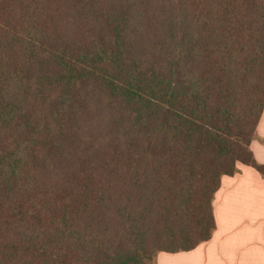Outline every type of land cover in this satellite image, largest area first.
<instances>
[{
	"label": "trees",
	"instance_id": "obj_1",
	"mask_svg": "<svg viewBox=\"0 0 264 264\" xmlns=\"http://www.w3.org/2000/svg\"><path fill=\"white\" fill-rule=\"evenodd\" d=\"M264 0H0V264H153L264 177Z\"/></svg>",
	"mask_w": 264,
	"mask_h": 264
},
{
	"label": "crops",
	"instance_id": "obj_2",
	"mask_svg": "<svg viewBox=\"0 0 264 264\" xmlns=\"http://www.w3.org/2000/svg\"><path fill=\"white\" fill-rule=\"evenodd\" d=\"M251 150L264 165V110ZM234 176H223L213 209L212 238L187 252H160L155 264H264V177L238 164Z\"/></svg>",
	"mask_w": 264,
	"mask_h": 264
},
{
	"label": "rangeland",
	"instance_id": "obj_3",
	"mask_svg": "<svg viewBox=\"0 0 264 264\" xmlns=\"http://www.w3.org/2000/svg\"><path fill=\"white\" fill-rule=\"evenodd\" d=\"M153 264H155V262L153 261Z\"/></svg>",
	"mask_w": 264,
	"mask_h": 264
}]
</instances>
